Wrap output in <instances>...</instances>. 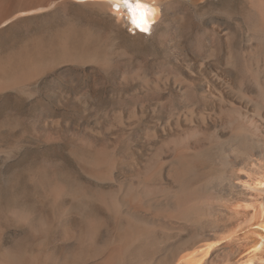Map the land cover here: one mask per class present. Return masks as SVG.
<instances>
[{"label":"bare ground","instance_id":"6f19581e","mask_svg":"<svg viewBox=\"0 0 264 264\" xmlns=\"http://www.w3.org/2000/svg\"><path fill=\"white\" fill-rule=\"evenodd\" d=\"M239 1L199 12L218 0H140L155 10L143 32L122 0H0V31L73 6L126 22L133 39L156 36L158 50L149 66L66 21L0 61V90L33 95L28 81L51 69L112 99L94 121L56 87L61 117L26 124L97 190L72 191L49 160L31 170L42 209H2L0 227L24 234L0 248V264H264V0Z\"/></svg>","mask_w":264,"mask_h":264},{"label":"rangeland","instance_id":"374dc122","mask_svg":"<svg viewBox=\"0 0 264 264\" xmlns=\"http://www.w3.org/2000/svg\"><path fill=\"white\" fill-rule=\"evenodd\" d=\"M221 7H231L238 11L241 2L239 0H218L215 4L201 7L199 12ZM186 9L195 12L193 7H186ZM66 21L89 25L102 34H108L117 49L126 50L138 59L146 61L149 66L158 55L156 36L146 34L144 38L133 39L128 35L131 33V28L126 22L122 26H117L110 19L91 11L66 6L64 16L57 14L26 19L0 31V61L5 60L13 52L21 50L33 37L41 35L48 39L51 32L61 25L64 26ZM67 77H60L51 69L41 73L27 83L33 94L30 96L12 88L0 90V213H6L12 206H30L29 208L35 211L42 209L40 204L33 201L35 189L28 183V174L33 169L44 167L49 161L55 164L58 176L69 182L72 191L84 189L88 194H93L97 190L95 184H91L81 176L67 149L58 144L40 143L29 134L28 128H25L29 121L39 117L40 114H44L43 116H47L49 120L61 117V109L57 107L52 97V90L56 87L61 88L66 94L70 92L79 99L81 98L83 104H88V106L84 104L85 107L93 113L91 118L98 117L99 119L95 118L94 121L101 120L103 111L112 104L110 96L100 88L90 94L88 90L78 86L73 77ZM47 90L49 92H46ZM89 207L91 206L74 201L72 209L79 213H87L90 211ZM1 227L0 248L9 247L24 234L16 225L6 224Z\"/></svg>","mask_w":264,"mask_h":264},{"label":"snow or ice","instance_id":"6c2138e0","mask_svg":"<svg viewBox=\"0 0 264 264\" xmlns=\"http://www.w3.org/2000/svg\"><path fill=\"white\" fill-rule=\"evenodd\" d=\"M122 3L130 13H134L131 21L133 26L140 31L148 32L151 23L148 17L155 10L149 8L147 4L141 3L140 0H136L135 3L130 2V0H122ZM116 6L119 7V5Z\"/></svg>","mask_w":264,"mask_h":264},{"label":"clouds","instance_id":"9594fccd","mask_svg":"<svg viewBox=\"0 0 264 264\" xmlns=\"http://www.w3.org/2000/svg\"><path fill=\"white\" fill-rule=\"evenodd\" d=\"M121 7H125L124 4L121 5ZM127 9H128V8H127ZM128 12H129V10H128ZM129 14H130V18H131V21H132V17H133V14H134V13H130V12H129Z\"/></svg>","mask_w":264,"mask_h":264}]
</instances>
